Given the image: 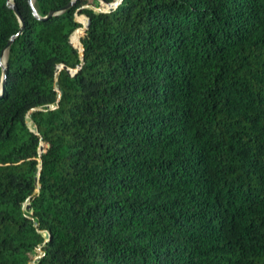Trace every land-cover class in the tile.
<instances>
[{
  "label": "trees",
  "instance_id": "obj_1",
  "mask_svg": "<svg viewBox=\"0 0 264 264\" xmlns=\"http://www.w3.org/2000/svg\"><path fill=\"white\" fill-rule=\"evenodd\" d=\"M103 1L0 0V264H264V0Z\"/></svg>",
  "mask_w": 264,
  "mask_h": 264
},
{
  "label": "water",
  "instance_id": "obj_2",
  "mask_svg": "<svg viewBox=\"0 0 264 264\" xmlns=\"http://www.w3.org/2000/svg\"><path fill=\"white\" fill-rule=\"evenodd\" d=\"M9 1H10V0H9ZM101 1H102V3L104 4V5L102 6V8H104V7L110 8V7H112V6L114 5V3L106 4L103 0H101ZM28 2H29L30 5H32V1H31V0H28ZM10 7H11V8L15 11V13L17 14L20 23L23 24V21H22L20 15L18 14L15 5H14L12 2H11V4H10ZM32 9H33V7H32ZM86 26H87V25L85 24V25L82 27V29L84 30V29L86 28ZM21 31H22V28L20 29V32H21ZM13 39H14V38H11V39L9 40V42L7 43V46H9V45L12 43ZM81 48H82V47H81ZM0 65L3 67V74H2V75H3V78H4V77H5V73H6L5 60H0ZM56 85H57V83H56ZM57 103H58V100H57ZM27 122L29 123V125H31V122H30L29 117H27ZM40 150H42V143H40V145H39V151H40ZM37 174H38V172H37ZM47 236H48V234H46V237H47ZM38 252L40 253V248H39Z\"/></svg>",
  "mask_w": 264,
  "mask_h": 264
},
{
  "label": "rangeland",
  "instance_id": "obj_3",
  "mask_svg": "<svg viewBox=\"0 0 264 264\" xmlns=\"http://www.w3.org/2000/svg\"><path fill=\"white\" fill-rule=\"evenodd\" d=\"M31 1H32V4H33L34 0H31ZM103 5H104V4H102L101 7H102ZM76 32H77L76 34L79 35L80 32H83V29H81V30H77ZM38 254H39V252H38ZM38 254L34 257V259L38 256ZM29 264H35L34 260L31 261Z\"/></svg>",
  "mask_w": 264,
  "mask_h": 264
}]
</instances>
